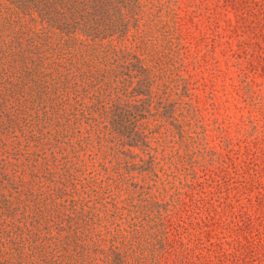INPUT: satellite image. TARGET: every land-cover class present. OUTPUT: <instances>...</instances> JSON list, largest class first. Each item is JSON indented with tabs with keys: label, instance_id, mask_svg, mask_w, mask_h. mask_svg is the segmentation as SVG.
<instances>
[{
	"label": "rangeland",
	"instance_id": "374dc122",
	"mask_svg": "<svg viewBox=\"0 0 264 264\" xmlns=\"http://www.w3.org/2000/svg\"><path fill=\"white\" fill-rule=\"evenodd\" d=\"M0 264H264V0H0Z\"/></svg>",
	"mask_w": 264,
	"mask_h": 264
}]
</instances>
